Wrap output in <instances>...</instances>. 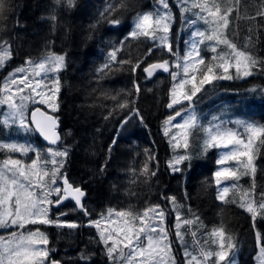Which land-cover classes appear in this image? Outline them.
Instances as JSON below:
<instances>
[{
    "label": "trees",
    "instance_id": "16d2710c",
    "mask_svg": "<svg viewBox=\"0 0 264 264\" xmlns=\"http://www.w3.org/2000/svg\"><path fill=\"white\" fill-rule=\"evenodd\" d=\"M170 1L174 8L173 0ZM156 2L159 0H73L69 5L67 0H0V45L8 46L10 51L8 62L0 70V89L3 70L50 54L63 56L64 66L58 74V109L52 114L60 124L62 141L58 148L68 153L63 158L61 173L70 184L84 191L83 204L90 214L87 217L103 216L109 210L143 213L156 205L173 215L176 208L202 234L223 228L238 249L239 264H256L260 250L256 234L264 236V218L259 214L254 221L241 203L251 199L259 204L264 198V145L255 149L254 177L241 175L235 189L218 199L214 173L216 148L205 152L199 136L194 138L187 149L178 150L189 159L180 164L179 172H173L169 161L175 150L163 127L173 113L186 108L202 113L208 122L220 118L219 114L226 109L224 112L229 110L240 120L264 127V0H216L222 9L233 8L224 38L257 62L250 67L252 75L243 77V69L238 75L231 67L227 73L231 79L200 85L202 77L196 72V79L187 82L184 91L190 94L193 83L201 91L192 101L183 100L181 106L171 111L168 104L175 82L171 73H177V67L169 68L167 76L158 74L151 78L144 69L164 60L171 62L175 51L180 57L184 45L181 37L192 31L190 19L198 23L201 19L194 15L198 8H193L187 20L185 12L173 9L175 20L171 31L176 28L181 31L179 40L172 44L173 52L152 49L148 37L134 38L130 33L133 19L152 9ZM113 19H118L119 24L111 23ZM199 45L201 50L207 43ZM113 50L116 61L109 60ZM230 51L221 44L216 54L208 50L200 56L206 64L219 63L212 56ZM106 62L109 68H104ZM198 67L203 69L204 65ZM217 74L224 75L222 69H217ZM227 116L233 117L231 113ZM13 129L0 124V143L22 136ZM33 136L30 131L27 139L44 146ZM43 151L42 148L41 156L46 157ZM10 154L0 150V161ZM166 197H175V205ZM74 207L70 205V216L82 217L84 213ZM36 226L46 233L50 247L66 251L73 259L81 252L92 264H111L101 243L88 240L91 235L88 230L78 227L64 234L58 233L54 226ZM205 242L213 246L211 241ZM172 247L179 258L173 243ZM52 258L64 264L60 257Z\"/></svg>",
    "mask_w": 264,
    "mask_h": 264
},
{
    "label": "snow or ice",
    "instance_id": "6c2138e0",
    "mask_svg": "<svg viewBox=\"0 0 264 264\" xmlns=\"http://www.w3.org/2000/svg\"><path fill=\"white\" fill-rule=\"evenodd\" d=\"M72 2L73 0H67L69 5ZM180 2L183 12L190 11L191 8H198L199 13H194V15H197L205 24L212 25L211 34L206 35L204 31L200 30H195L191 33V47L184 58L183 65L185 76L188 75L190 69L193 72H200L202 78L199 80V84L204 85L211 84L214 80L231 79L232 77L227 75V73L233 66L236 68L238 75L241 74L242 69L244 77L252 75L250 67L254 66L257 62L245 52L238 50L235 44L224 38L223 29L228 27V17L232 13L233 8L224 7L222 9L220 3L216 2V0H212L211 4L208 3V0H204L203 3L191 0L190 6H188L189 0H180ZM159 3L161 9L157 10L155 16L148 13L137 17L135 30L130 35L134 38L144 36L152 40L158 39L159 43L157 46L165 48L167 52L172 53L173 47L168 36L160 35L157 38L156 33L158 31H162L165 34L169 33V21L171 19L168 0H159ZM0 10H2V5H0ZM202 13H207V16L201 15ZM111 23L119 24V20L113 19ZM190 23L195 24L196 21L193 20ZM196 38H199V40ZM205 39L215 42L210 47V51L214 54L217 53V47L221 44L231 51L213 55L212 60H218L219 63L206 64L205 59L200 56L198 50V43H203ZM151 52L152 49L150 48L149 53ZM9 58L10 52L8 49L0 45V67H3L5 61ZM109 60L116 61V50L109 53ZM120 63H124V61ZM199 65H204V68H199ZM63 66V56H49L44 62L35 65V68L39 69V71H35V75L41 77V80H43L47 78L48 73L59 72ZM180 66V64L176 65L177 68ZM109 67V63L106 62L104 68ZM169 68V62L164 60L159 63L150 64L144 71L151 77L155 70L161 69L164 72H169ZM217 69H222L224 75H218ZM24 72H26L24 68L16 69V73ZM16 73L9 74L5 80L3 89H0V91L9 89L10 84H17V80L15 79ZM171 75L175 80L177 73L173 72ZM195 79L196 76L193 75L192 80ZM187 82V80L182 79L179 81V84L174 85L171 92V102L168 104L169 108L181 104L183 100L192 101V98L201 91V88L193 83L191 92L188 94L184 91V85ZM53 83L56 85L55 91L58 93V79L54 80ZM19 85H23L36 92V89L41 86V81H36L35 87H33L29 81V77L25 75L19 80ZM19 85H17V90L23 92V88L19 87ZM136 87L137 91H139V86L137 85ZM177 89L180 91L178 92ZM36 94L38 96L41 95L40 92ZM27 100L35 102L31 95L21 96L19 103L14 102L12 94L0 96V105L7 104L9 108V112L3 121L0 122L6 126L17 124L19 129L24 132L36 131L50 144L56 145L60 141V136L56 131V119L45 117L43 113H40V109L37 108L31 114V124L35 125L34 129L31 128L26 118L25 101ZM40 103H45V101L41 99ZM120 107H125V105H120ZM37 113H40L42 119H36ZM136 115H139V113L137 112ZM175 116H181V111H176ZM172 119L174 117H169L168 122ZM124 123H128V120L125 119ZM237 123L243 128L246 138L245 135L238 133L232 128L223 127V122H210L207 127L201 126L194 111L188 114L183 123L175 125L177 128L183 130L182 139L185 149L188 148V136L194 129H201L206 134L204 140L205 150L208 148L227 149L221 153L217 161L222 166L215 173L218 185L221 184L222 180H238L241 175H252L254 177L256 173L254 163L255 149L264 145V127H258L252 123ZM165 135H168L167 128L165 129ZM172 140L175 141L176 137L173 136ZM254 141H258V144L254 145ZM173 146L178 148L181 145L179 142H176ZM0 150H7L12 153L18 152L22 155L36 151L31 145L15 142L0 143ZM48 152L51 159L41 160L39 153L36 152V158L32 159L30 164H25L22 160L14 159L11 156L0 161V228L9 229L16 227L24 229L26 225H55L61 228L76 229L80 225L75 222L60 221L59 219L53 220L49 217L51 206L59 207L64 200L69 198L74 200L75 205L79 207L84 215H90L82 202V197L85 195L84 191L70 184L67 177L61 173L63 158L68 155L67 150L60 151L50 148ZM187 159H189L187 155H178L170 162L169 167L172 171L179 172L180 168L178 165ZM229 162H235L236 166L229 165ZM49 164L51 168L48 167ZM152 175H155V173H152ZM58 179L62 180L63 187L56 186ZM228 191L229 188L224 187L218 199H223ZM53 194L56 196L55 200L51 199ZM248 196L249 193L246 192L245 197ZM166 199H169L175 205V197H166ZM241 207L245 208L252 215L254 221L258 211L262 218H264V198H262L259 204H256L254 200L247 199L246 202L242 201ZM113 214L118 218H127L123 220L122 227L111 219ZM61 215L65 214L61 213ZM164 218L165 211L159 205H156L146 209L143 213H133L131 211L113 213V210H109L107 216H102L98 220H89L87 226L97 228L100 241L105 248V254L112 261V264H117L118 258L123 261V264H164V256L170 252V245L166 243L167 231L163 227ZM176 219V235L179 239L183 240V233L180 231L181 223L189 225L193 221L184 220L181 222L179 213H177ZM102 223L105 225L115 224L116 226L102 228ZM195 235V232H193V236ZM211 237L213 238L212 242L217 244L218 250L213 252L202 248L201 255L204 257V264H207L209 258L213 256L216 258L214 264H221V262H224V264H235V261L230 259L229 251L225 250L226 248L228 250L234 249L235 244L231 241L230 236H226L224 229H213ZM256 239L260 247L259 264H264V236L257 233ZM47 244L48 238L39 228H36L34 231H28L26 234L24 232L13 231L8 239L0 236V264H59L58 261L50 260L49 249L46 247ZM125 249L128 250L127 254H125ZM184 254L187 264H201L198 257L187 249H185ZM81 259H85V257L82 256ZM170 264H175L174 259L170 258Z\"/></svg>",
    "mask_w": 264,
    "mask_h": 264
},
{
    "label": "rangeland",
    "instance_id": "374dc122",
    "mask_svg": "<svg viewBox=\"0 0 264 264\" xmlns=\"http://www.w3.org/2000/svg\"><path fill=\"white\" fill-rule=\"evenodd\" d=\"M173 3H174V8L172 6V2L170 0H168L169 10L171 12V19L169 21V28H170L169 33L165 34L162 31H158L156 33L157 34V38L160 35H167L168 39L170 40V42L172 44H174V41L175 42L178 41L180 36H181V31H178V28H176V30H174V32L171 31L172 23L174 24V20H175L174 10L173 9H176L180 13L182 12L180 0H173ZM190 3H191V0H189V5L188 6H190ZM158 9H161V5H160L159 2H156V4L153 5L152 9H150L149 11L144 12L142 14L151 13V14H153V16H155V13L157 12ZM193 12H194L193 8H191L190 11H187V12L183 13L184 14L183 15L184 19L187 20V19L191 18ZM142 14L137 15L133 19L132 31L135 30V23H136L137 17L142 15ZM201 15L207 16L206 13H202ZM209 19H211V18L209 17ZM190 21H193V20L190 19ZM190 21H189V25H190V27L192 29L191 33L193 31H195V30L204 31L206 35L212 33V30H210V27L212 26L211 24H205L203 22V20H201L200 23H198V21L195 20L196 21L195 24H191ZM224 30L225 29H223V33H224ZM191 33L189 35L186 34L185 38L183 37V39L181 37V40L184 43V45H183V53L181 54V56L179 57V52L175 51L174 59L171 62H169V66H170L171 70H172L171 67L176 66L177 64L181 65L179 68H177V75H176V79H175L174 85L179 84V81L182 80V79L187 80L188 82H194V80H192V76L195 75L196 72H193L190 69L188 75L189 74H191V75L189 76V78H187L185 76V74L183 73L184 58H185L187 52L190 50V47H191V44H190V40L192 39ZM148 39H149V41L152 44V49H156V48L161 49L162 48V47H158L157 46L158 43H159L158 39L157 40H152L150 38H148ZM196 39L199 40V38H196ZM204 42H206L207 45L206 46L202 45L201 50H200V45L198 43V50H199L200 54H204V51L206 52V51L210 50V47L215 43L214 41H208L206 39L204 40ZM203 43H201V44H203ZM175 45H176V50L178 51V43H175ZM3 47L8 49V46L7 47L3 46ZM162 49H165V48H162ZM217 49H218V47H217ZM8 51H9V49H8ZM49 56H60V55L50 54V55H47V56H45V57H43V58H41V59H39V60H37L35 62L27 63V64L19 66L17 68H11L9 70L8 69L7 70H3V72H4L3 76H2V80L3 81L1 83L2 89H3V86H4L5 80L9 76L10 73H16V69H18V68L26 69V72H24V73H16L15 79L17 80V84L16 85L10 84L9 85V89H4L2 91V96L5 95V94H12L13 95V100L16 103H19L21 96L31 95L34 98L35 102H33V100L25 101V103H26V118H27L29 124H30V120H29L30 113L37 106H40V107L44 108L46 111H49L51 113L57 111V109H58V102L56 100L58 93L55 91L56 85L53 83V81L58 79L59 72L48 73L47 78H45L43 80H41V77L35 75V71H39V69L35 68V65L44 62L46 60V58L49 57ZM8 60L9 59H7L5 61L4 66L8 62ZM233 63H234V61H233ZM4 66L0 67V70L3 69ZM235 70H236V68H235ZM25 75H27L29 77V81H30V83H32L33 87H35V82L36 81H38V80L41 81V86H40V88L36 89V92H33L30 88H26L23 85H19V80L21 78H23ZM17 85H19V87L23 88V92H20V91L17 90ZM184 90H185V87H184ZM177 91L179 92L180 90L177 89ZM37 92H40L41 95L38 96L36 94ZM171 92H172V90H171ZM41 99H43L45 101V103H40ZM188 105H191V104H188ZM193 105H195V104H193ZM177 106H181V105L180 104H178L176 106L174 105L173 108L177 107ZM170 109L172 110V108H169V110ZM225 110L222 111L223 113L219 114L221 116L220 118L216 117L217 119H215V120L213 118L212 122L213 123H221V122H223V127L232 128L233 130L237 131L238 133H240L242 135H245V138H246V134H244L243 128L240 126L239 123H237V122H245V121L240 120L238 118V116L234 115L229 110L224 112ZM191 111H192V109L186 108L185 111L181 112V116H179V117H176L175 113H173L171 117H174V119H172L170 122L167 121L168 123H165V125L163 127V133L164 134H165V129L166 128L168 129L169 144L171 145L172 149L175 150L174 154L171 157V160L169 161V164H170V162H172L174 160V157H176L178 155H182L180 152H178V150L184 148L183 147L184 141L182 139L183 130L180 129V128H177L175 125L178 124V123H183V120L187 118L188 114ZM8 112H9V108H8L7 104L0 105V121H3V119L5 118V116H6V114ZM227 113H231L233 115V117H228ZM195 114L198 117L199 123H200L201 126L207 127L209 125L210 122H208V121H206V120H204L202 118V113H201V115H199L197 113H195ZM245 123H248V122H245ZM249 123H251V122H249ZM0 124L2 126H4L5 128H8V129H9V127H13L14 128L13 129L14 132H16L17 134L19 133V134L22 135V136H20L19 139H11L9 141H2V143L15 142V143H18V144L31 145L36 150L35 152H29L27 155H22L21 153H18V152L17 153L10 152L11 154L9 156H11L14 159H20L25 164H30L31 160L36 158V152L39 153V156H40L41 160H47V159H51V157L49 156V152H48V150L50 148L63 151L62 149H60L58 147L53 148L52 146H47V145L40 146V145L36 144L35 142L30 141L29 139H27L28 132H24L23 130L19 129V126L17 124H10L8 126L4 125L2 122H0ZM30 127H31V124H30ZM173 136L176 137L175 141L172 140ZM197 137L200 139V143H202V147L204 148V140L206 138V134L201 129H194L189 134V136H188V145H189V143H191L194 140V138H197ZM176 142H179L181 146L178 147V148L173 147V145ZM254 145H255V141H254ZM42 148L44 149L43 152H44V154H46V157H43V155L41 156ZM204 150H205V148H204ZM226 150L227 149L216 148L217 152H216V160L215 161H216L217 167H216L214 173H216V171L221 169L222 166L219 165L217 163V161L220 158L221 153L226 151ZM206 151L207 150H205V152ZM185 154H183V155H185ZM7 157H8V155H7ZM57 159H60V158H57ZM229 165H231L233 167L236 166L235 162H229ZM178 167H180V164L178 165ZM239 179H240V177H239ZM215 182H216V179H215ZM56 186L63 187V183H62L61 179L57 180V185ZM236 186H237V180H233V179L222 180L221 184H219V185L216 183V187H217V190H218L217 191V197L220 195L221 190L224 187H228L229 190H231V189H235ZM51 199H53V200L56 199L55 194H53ZM70 205H72V204L69 203L68 206L66 205L67 207L64 206V207H61V208H57L56 206H51L50 210H49V217L50 218H54L53 220L59 219L60 221H69V222L77 223L78 225H80V227H82L83 230H88V232H91V235L88 236V240H95L96 243L99 241L101 243V245L103 246V248H104L103 243L100 241L99 232H98L97 228L87 226L89 220H98V219H101L102 216L95 217V218H92V219H90L89 217H87L85 215H83L82 217L70 216V212H69V210L71 211ZM175 209L173 210V212H174L173 215H171L170 213L169 214L165 213V218H164V221H163V227H164V223L167 221L166 226H167L168 233H167L166 243L170 245V252L167 253L164 256V264H170V258L174 259L175 264H187V261H186V258H185V254H184L185 253V249H187L188 251L192 252L193 255H196L198 257V259L201 261V264H204V257L201 255V249L203 248L204 250H210V251H213V252L218 250L217 244L212 242V239H213L211 237L212 231L205 232V233L202 234L199 231L194 230L193 227H192V224L185 225V224L181 223L180 231L183 233V240L179 239L177 237V235H176V231H177V229H176V223H177L176 217H177V213L178 212H177V209L176 210ZM61 213H64L65 215H61ZM113 213H115V212H113ZM68 215H69V217H68ZM107 215H108V213H106L103 216H107ZM258 215H259V211H258L257 217H258ZM180 218H181V222H183L184 220H190L189 218H183L181 215H180ZM111 219L122 227L123 226V220L127 219V218L126 217L125 218H118V217H116L113 214ZM170 219H171V221H170ZM80 220H81V222H80ZM47 226H54V228L58 230V233L63 231L64 234L67 233V231L69 229V228H66V227L65 228L56 227L55 225H47ZM106 226L114 227L116 225L115 224H113V225H105L104 223L101 224L102 228L106 227ZM36 228H37L36 225H26V227L24 229H18L16 227L9 228V229L0 228V236H3V237H5V239H8L10 237L11 232H13V231L24 232L26 234L28 231L36 230ZM76 229H69V231H75ZM164 229H165V227H164ZM193 232H195V234H196L195 236H193ZM205 240L211 241L213 243V246L216 249H214L213 246L208 245V243L205 242ZM172 243L176 247V253L179 255V258H177L176 255H175V252H173L175 250V248L172 247ZM46 247L49 249V253H50V257L51 258H52V256L57 257V258L60 257L62 259V261L64 262V264H92L90 262V259L88 257H86L81 252H79L78 254L76 252L78 257L73 259V257H70V255L66 254V251H64V250L62 251V250L56 249L55 247H50L49 246V238H48V244H47ZM225 250L229 251L230 259H233L235 261V264H239V261H238V249L236 248V246L232 250H228L227 248ZM124 251H125V254H127L128 250L125 249ZM233 253H234V255H233ZM259 255H260V250H258V254L256 256V264H259V260H258ZM82 256L85 257V259H81ZM215 260H216V258H215V256H213V257L209 258V261L207 262V264H214ZM108 262H110L112 264V261L108 260ZM117 264H123V261L118 258ZM221 264H224V262H221Z\"/></svg>",
    "mask_w": 264,
    "mask_h": 264
},
{
    "label": "water",
    "instance_id": "95a60500",
    "mask_svg": "<svg viewBox=\"0 0 264 264\" xmlns=\"http://www.w3.org/2000/svg\"><path fill=\"white\" fill-rule=\"evenodd\" d=\"M159 73H162V74H164V75H168V74H169V72H164V71L161 70V69H157V70H155V71L153 72V75H152V76H155V75H157V74H159ZM147 74H148V73H147ZM152 76H151V77H152ZM37 108L40 109V113H43L45 117H53V118H55V116H53L52 114L48 113V112H47L46 110H44L43 108H41V107H36V108L33 109V110L31 111V113H30V117H29L30 124H31V114H32V112H34ZM40 113H37V115H36V119H37V120L42 119ZM55 119H56V118H55ZM56 121H57V119H56ZM31 126H32L33 129L35 128V125H34V124H31ZM59 129H60V124H59V122L57 121L56 131L58 132V134H59V136H60V141H59L56 145H52V144H50V143H49L48 141H46V140H45V139H44V138H43L38 132L34 131V133L36 134V136L40 139V141H41L43 144L48 145V146H54V147H55V146H58L59 143L61 142V135H60ZM84 198H85V195H84V197H82V202H83ZM67 201H71V202H73V204L75 205L74 200H72L71 198L64 200V202H63L62 204L66 203ZM62 204H60V205H62ZM75 206H76V205H75ZM76 207H77V206H76ZM77 209L80 210L79 207H77ZM55 261H57V260H55ZM58 262H59V264H62L60 261H58Z\"/></svg>",
    "mask_w": 264,
    "mask_h": 264
}]
</instances>
